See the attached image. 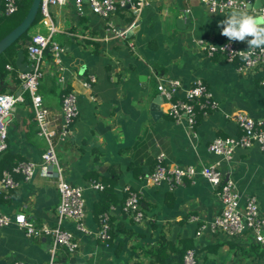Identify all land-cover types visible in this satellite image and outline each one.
Here are the masks:
<instances>
[{"label": "crops", "instance_id": "obj_1", "mask_svg": "<svg viewBox=\"0 0 264 264\" xmlns=\"http://www.w3.org/2000/svg\"><path fill=\"white\" fill-rule=\"evenodd\" d=\"M148 1L139 15L137 29L125 38H105V19L92 11L86 0L82 1V12L77 11L73 0L50 9L57 25V41L64 47L62 63L71 74V86L77 91L78 103V115L67 140L57 145V155L65 179L84 187L87 229L79 230L76 221L65 219L62 227L73 234L77 246L75 252L59 246L55 260L57 264L67 261L133 264L140 251L132 245L155 242L164 228L172 240L186 239L189 246L186 248L194 250L196 264H264V251L248 233L227 238L220 231L205 229L202 235H195L198 224L211 222L221 207L218 195L203 176L186 179L184 184L173 189L164 182L151 184L144 178L153 168L155 153L159 150L165 153L167 164L200 165L219 159L225 175L235 181L240 205L253 195L264 215V152L259 145L237 147L229 161L208 149L213 138L240 133L230 116L236 111L264 119V84L261 83L264 65L239 69V56L234 62L220 52L207 56L199 45V39L214 45L228 39L220 34L218 22L230 11L210 13L200 0ZM3 7V0H0V18L4 15ZM122 10L120 7V11L111 14L118 28L129 21ZM177 18H183L180 26ZM38 22L44 24L39 19L30 33L41 29ZM44 27L46 30L45 24ZM23 43L14 50L12 62H9L11 68L5 65L7 72L0 79V91L24 96L11 111L8 146L0 154V170L19 160L39 162L46 146L45 139L37 134L29 94L21 90L17 74L29 63ZM234 43L238 49L248 48L246 41ZM49 59L45 55V73L38 91L50 116L58 120L61 97L52 89ZM89 74H94L96 81L90 88H84L78 77ZM158 75L177 76L184 84L196 76L203 78L219 102L218 109L200 115L194 131L189 130L184 121L170 119L162 103L159 106L161 115L154 118L151 103L158 94ZM112 164L120 173L113 185L107 186L108 195L107 187L91 189L88 186L91 179L96 178L104 184L111 182L108 178ZM47 171L41 165L28 180L17 175L16 188L0 191V211L6 214L23 211L36 224H54L59 193L55 177ZM86 171L93 175L86 176ZM127 188L135 190L144 202L146 213L140 223L133 222L123 211ZM103 210H108L112 223L121 222L137 235L117 233L108 246L103 245L97 238L98 218ZM50 245L47 236H28L13 224L2 226L0 264H10L15 258L43 264L50 257ZM181 257V253H173L163 264H181Z\"/></svg>", "mask_w": 264, "mask_h": 264}, {"label": "built area", "instance_id": "obj_2", "mask_svg": "<svg viewBox=\"0 0 264 264\" xmlns=\"http://www.w3.org/2000/svg\"><path fill=\"white\" fill-rule=\"evenodd\" d=\"M67 0H40L39 11L41 20L46 26L45 31L34 30L23 43L26 48L29 63L28 67L18 71L21 90L27 92L30 98V107L34 121L37 125V134L46 141V146L41 153L40 161L19 160L10 167L0 170V191L8 192L16 188L19 184L17 175L24 180L30 179L35 169L41 165L47 168V173L55 177V184L59 193V201L56 205L55 223L36 224L34 219L23 211L14 214H6L0 211V227L5 225H16L24 230L28 236H47L51 245L49 248V259L43 264H57L55 261V251L59 246L66 247L69 251L75 252L77 242L73 234L62 227L65 219L70 218L77 223V228L86 231L84 187L73 184L63 176V169L57 155V145L64 142L69 137L71 125L78 115L77 91L71 86V74L66 72L67 68L62 63V53L64 47L53 34L57 30V25L51 17L50 5H63ZM82 1L73 0L78 12H82ZM208 12L223 13L229 12L235 5L247 7L248 0H200ZM89 8L105 19V38H125L127 31L131 30L138 21L139 15L144 6L149 4L148 0H86ZM4 14H12L17 10V0H3ZM117 7L129 8L132 16L127 24L118 28L111 19V14ZM189 10V9H187ZM259 14L264 12V0L258 8L252 7L250 10ZM199 45L205 50L207 56H213L216 52L222 53L225 58L234 62L236 57L241 58L239 69L264 65V47L251 50L248 61L242 59L241 51L234 41L225 40L222 44H208L202 39L197 40ZM134 48L132 42L129 43ZM49 51L51 73L55 75L61 92V105L59 117H51L50 110L44 105L42 97L38 92L40 81L44 75L45 55ZM11 68L10 64H6ZM75 76L77 72H73ZM70 75V77H69ZM79 76V75H78ZM80 84L84 88H90L96 81L94 74L78 77ZM264 84V77L261 80ZM156 89L162 98L164 113L175 122L184 121L187 128L195 130L197 119L200 115H206L218 109L219 102L209 89L206 81L196 76L188 84H184L181 78L172 75L156 76ZM24 100L21 93L13 91H0V153L8 146V123L11 119V111L18 101ZM237 124L240 133L237 135L217 136L208 143V149L219 158L229 161L237 147H249L257 143L264 152V119L254 118L243 111H236L230 115ZM165 153L161 150L155 153V163L151 170L144 174L148 183L158 184L164 182L169 189L184 184L186 179H192L201 175L213 187L221 203L219 212L208 224L199 223L195 235L200 236L209 229L211 232H222L227 238H237L248 233L252 240L259 243L264 248V215L259 209L255 196L250 195L244 204L240 205V196L236 188L235 181L226 176L219 166V159L210 163L195 164H167ZM91 189L102 190L105 184L96 179H91L88 183ZM122 208L136 223L143 221L145 212L141 207L138 193L131 189H125ZM197 217H193L196 219ZM99 230L97 238L108 246L111 239L109 213L102 211L98 218ZM10 264H42L15 258ZM64 264H86L85 262L67 261ZM181 264H196L193 249H187L182 255Z\"/></svg>", "mask_w": 264, "mask_h": 264}, {"label": "trees", "instance_id": "obj_3", "mask_svg": "<svg viewBox=\"0 0 264 264\" xmlns=\"http://www.w3.org/2000/svg\"><path fill=\"white\" fill-rule=\"evenodd\" d=\"M31 0H17V10L12 14H4L0 18V38L7 33L11 28H13L25 15L28 7L30 6ZM41 18V13L38 10L37 15L35 17V20L33 21L32 25H34L39 19ZM13 22V24H12ZM12 24V25H11ZM6 28V29H2ZM30 35V30H26L23 32L8 48H6L1 54H0V79L4 76V74L7 72V69L5 67L6 64H9V62H12V56L14 54V50L19 48L21 45V42H25L27 38ZM24 49V48H20ZM26 49V48H25ZM19 51V50H18ZM46 55L49 56L47 53ZM52 89L58 92L59 96L61 97L62 90L59 89V86L56 82V77L54 74H50ZM6 150V149H5ZM4 150V151H5ZM2 153V152H1ZM0 153V154H1ZM13 163H10L6 167H10ZM111 169V176L108 178L111 182L108 184H105V188L108 185H113L112 182L119 176L120 172H117L118 170H115L114 164L110 166ZM87 174L86 176L93 175L92 173H89L88 171L85 172ZM96 179V178H95ZM104 188V189H105ZM108 187H107V195H108ZM141 206L145 212L144 202L142 198H140ZM147 206H151L148 204ZM105 211V210H103ZM146 213V212H145ZM130 219H132L130 217ZM134 222V220L132 219ZM109 223H110V233H111V239L109 240V243L111 242L112 238L117 235V233H122L125 235H137V233L131 229L125 228L121 222L116 221L115 223L111 222V218L109 216ZM136 223V222H135ZM185 238L179 237L175 240H172L169 237V234L166 233L164 228H162L160 234L158 235V238L155 242L149 243L147 245H140L138 243L134 244V247L132 245V248L138 249L140 251L139 257L134 260L133 264H163L165 262V259L167 256L173 254V253H183L189 247L187 246V243L185 241ZM181 245H179V243ZM262 251H264V248L261 247L259 244H256ZM56 261V260H55ZM182 262V257H181ZM57 263V262H56Z\"/></svg>", "mask_w": 264, "mask_h": 264}, {"label": "clouds", "instance_id": "obj_4", "mask_svg": "<svg viewBox=\"0 0 264 264\" xmlns=\"http://www.w3.org/2000/svg\"><path fill=\"white\" fill-rule=\"evenodd\" d=\"M225 17L218 22V27L221 28L220 34L229 41H246L248 50L241 51V56L243 60L248 61L251 50L264 47V12L257 14L246 6L235 5ZM248 37L251 39H246Z\"/></svg>", "mask_w": 264, "mask_h": 264}, {"label": "water", "instance_id": "obj_5", "mask_svg": "<svg viewBox=\"0 0 264 264\" xmlns=\"http://www.w3.org/2000/svg\"><path fill=\"white\" fill-rule=\"evenodd\" d=\"M39 3L40 0H31L30 6L28 7L25 15L22 17V19L13 27L11 28L7 33H5L0 38V54L8 48L23 32H25L29 27L32 25L33 21L35 20V17L37 15L38 9H39ZM261 4V0H248L247 1V8L250 7H259ZM53 5H50V9ZM252 12V11H251ZM183 18H177L178 26L179 23H182ZM138 24V21H137ZM135 25L131 30L127 31L126 36H130L135 30L137 29L138 25ZM68 43V42H67ZM162 102L161 95L158 93L152 100L151 103V113L153 117L160 116L162 113V110L160 109V103Z\"/></svg>", "mask_w": 264, "mask_h": 264}, {"label": "rangeland", "instance_id": "obj_6", "mask_svg": "<svg viewBox=\"0 0 264 264\" xmlns=\"http://www.w3.org/2000/svg\"><path fill=\"white\" fill-rule=\"evenodd\" d=\"M145 7V6H144ZM143 7V8H144ZM116 11H120V7H117L116 8ZM115 11V12H116ZM122 15L124 16H126V18L128 19V20H130V18H131V16H132V13H131V10L129 9V8H123V10H122ZM51 16H52V18H53V12H51ZM126 19V20H127ZM39 23V22H38ZM12 24H13V22H12ZM11 24V25H12ZM40 24V27H41V31H45V27H44V24H42L41 22L39 23ZM35 26V24L34 25H31L30 27H29V29H27V31L28 30H31L33 27ZM105 27H106V22H105ZM2 29H6V28H2ZM53 39H56V40H58L57 39V32H54V34H53ZM63 55H64V53H62V59H63ZM39 88V87H38ZM210 89V88H209ZM39 92V91H38ZM169 117V116H168ZM170 118V117H169ZM170 119H172V118H170ZM173 120V119H172ZM140 198V197H139ZM142 207V206H141ZM143 209V208H142ZM219 232V231H218ZM222 233V232H221ZM195 258H196V255H195Z\"/></svg>", "mask_w": 264, "mask_h": 264}]
</instances>
